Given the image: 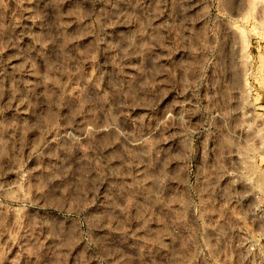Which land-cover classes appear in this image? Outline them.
<instances>
[{
	"label": "rangeland",
	"instance_id": "rangeland-1",
	"mask_svg": "<svg viewBox=\"0 0 264 264\" xmlns=\"http://www.w3.org/2000/svg\"><path fill=\"white\" fill-rule=\"evenodd\" d=\"M263 191L264 0H0V264H264Z\"/></svg>",
	"mask_w": 264,
	"mask_h": 264
},
{
	"label": "built area",
	"instance_id": "built-area-1",
	"mask_svg": "<svg viewBox=\"0 0 264 264\" xmlns=\"http://www.w3.org/2000/svg\"><path fill=\"white\" fill-rule=\"evenodd\" d=\"M262 193L264 194V191H263ZM257 194H258V193H255V194L253 195V193H249V194H247V195H248V197H251V198H252V197H257V196H258ZM256 209H257V207H254V209H253L254 212L257 211ZM249 237L251 238L252 235H250Z\"/></svg>",
	"mask_w": 264,
	"mask_h": 264
}]
</instances>
